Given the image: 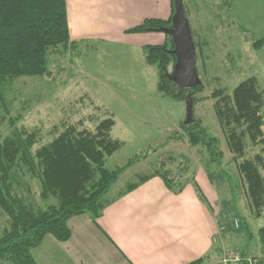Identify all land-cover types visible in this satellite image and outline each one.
<instances>
[{"label": "rangeland", "instance_id": "rangeland-1", "mask_svg": "<svg viewBox=\"0 0 264 264\" xmlns=\"http://www.w3.org/2000/svg\"><path fill=\"white\" fill-rule=\"evenodd\" d=\"M169 3L171 15L166 21L174 12L173 0ZM184 4L203 82L194 93V117L218 140L222 152L219 162L211 161L203 145L191 144L183 125L185 100L173 99L159 89L162 72L158 63L148 62L145 47L150 44L137 49L72 38L67 49L60 46L51 52L49 74L5 82L6 104L0 110V133L5 138L15 129L21 133L36 132V150L68 125L83 122L80 129L94 130L101 120L113 117L112 136L123 144L107 158L106 167L115 169L133 157L139 158L123 171L108 197L156 168L169 170L177 182L189 180L188 185L193 187L198 183L197 176L207 177L218 197L214 210L220 222L217 245L222 253L221 260L216 259L221 264L230 252H264L259 235L264 227V208L262 216H254L247 183L238 166L244 158L260 153L264 145H253L249 137L245 138V156L235 161L228 146L229 130L218 119V98L214 97L221 91L233 95L238 85L251 78L257 79L264 94V0H184ZM165 43L170 46L168 37L160 45ZM173 65L174 59L168 63V72H172ZM14 177L19 179L17 184L13 181L15 191L32 208L44 209L56 203L54 197H42L40 181L30 173L18 170ZM230 223L233 226L227 227ZM9 228V217L0 210V235ZM39 247L34 249L36 255Z\"/></svg>", "mask_w": 264, "mask_h": 264}, {"label": "trees", "instance_id": "trees-1", "mask_svg": "<svg viewBox=\"0 0 264 264\" xmlns=\"http://www.w3.org/2000/svg\"><path fill=\"white\" fill-rule=\"evenodd\" d=\"M171 23L172 16L170 21L149 17L128 29L127 33L159 32V28ZM167 37L169 47L167 43L145 47L148 62L160 66L163 82L159 89L173 99L185 100L186 90L168 78L167 66L174 58L168 52L171 39ZM71 44L67 0H0V110L6 104L4 84L7 80L49 74L51 52L60 46L67 49ZM202 84L193 89L194 93ZM214 97L218 98L215 105L218 119L224 129L229 130L228 146L235 154V161L245 156V138L249 137L253 145H264V94L256 78L243 81L234 89L233 95L221 91ZM79 125L82 126L83 122L68 125L51 142L36 150V132L24 130L21 133L15 129L5 138L0 133V210L10 220V228L0 235V263L38 264L34 249L48 235L62 242L71 237L69 219L89 214L96 221L107 205L155 176L161 177L175 194L181 193L188 185L189 180L177 182L169 170L156 168L139 175L115 196L108 197L123 171L139 157L131 158L124 166L107 168V158L123 144L112 136L114 118L101 120L94 130L80 129ZM183 125L191 144L203 145L211 161L219 162L222 152L216 137L210 136L196 119L191 125ZM237 128L241 130L237 131ZM238 166L247 183L253 214L260 217L264 208V147L253 158L239 161ZM18 170L39 179L42 197L46 200L54 197L56 203L44 209L32 208L13 186V181L17 184L19 180L14 177ZM193 185L201 201L209 205L199 184ZM259 235L264 248V227L259 230ZM236 252L241 254L242 264H250L244 252ZM202 262L203 259H199L190 264Z\"/></svg>", "mask_w": 264, "mask_h": 264}, {"label": "crops", "instance_id": "crops-1", "mask_svg": "<svg viewBox=\"0 0 264 264\" xmlns=\"http://www.w3.org/2000/svg\"><path fill=\"white\" fill-rule=\"evenodd\" d=\"M67 1L71 38L80 42L101 40L139 49L166 41L164 32L125 30L145 18L167 19L169 0ZM197 181L209 205L192 185L175 194L162 178L153 177L107 205L96 221L89 214L72 217L71 237L62 242L48 235L34 256L38 264H190L199 259L201 264H220V222L214 210L218 197L207 177L197 176ZM242 252L250 264H264V252Z\"/></svg>", "mask_w": 264, "mask_h": 264}, {"label": "water", "instance_id": "water-1", "mask_svg": "<svg viewBox=\"0 0 264 264\" xmlns=\"http://www.w3.org/2000/svg\"><path fill=\"white\" fill-rule=\"evenodd\" d=\"M174 13L172 23L168 27L159 28L171 39V47L168 52L174 58L172 72H168V78L178 87L185 89V125L195 122L194 117V91L203 82L197 68L196 44L192 29L187 18L184 0H173Z\"/></svg>", "mask_w": 264, "mask_h": 264}, {"label": "built area", "instance_id": "built-area-1", "mask_svg": "<svg viewBox=\"0 0 264 264\" xmlns=\"http://www.w3.org/2000/svg\"><path fill=\"white\" fill-rule=\"evenodd\" d=\"M243 259L241 255L237 252H230L226 255V258H224L223 264H242Z\"/></svg>", "mask_w": 264, "mask_h": 264}]
</instances>
